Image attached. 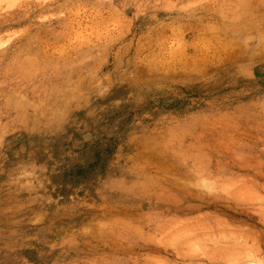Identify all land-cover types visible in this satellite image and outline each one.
<instances>
[{"label": "rangeland", "instance_id": "rangeland-1", "mask_svg": "<svg viewBox=\"0 0 264 264\" xmlns=\"http://www.w3.org/2000/svg\"><path fill=\"white\" fill-rule=\"evenodd\" d=\"M0 1V264H264V0Z\"/></svg>", "mask_w": 264, "mask_h": 264}, {"label": "bare ground", "instance_id": "bare-ground-1", "mask_svg": "<svg viewBox=\"0 0 264 264\" xmlns=\"http://www.w3.org/2000/svg\"><path fill=\"white\" fill-rule=\"evenodd\" d=\"M14 1H15V0H14ZM0 2H1V1H0ZM5 3H7V0H6ZM13 4H14V3H13ZM7 5H8V4H7ZM8 6H9V5H8ZM12 6H13V5H12ZM15 120H16V119H15ZM1 131H2V130H1ZM259 195H260V194H259ZM263 195H264V194H263ZM262 198H263V197H262ZM259 199H260V198H259ZM261 200H262V199H261ZM253 205H254V204H253ZM259 205H260V204H259ZM262 206H263V205L261 204L260 207H262ZM263 207H264V206H263ZM263 207H262V208H263ZM256 209H257V208H256ZM257 210H258V209H257ZM259 213H260V210H259ZM259 213H258V214H259ZM261 213H262V215L264 216V208H263V210H261ZM263 216H262V217H263ZM259 217H260V216H259ZM262 226H263V225H262ZM253 243H254V242H253ZM256 246H257V245H256ZM258 249H259V248H258Z\"/></svg>", "mask_w": 264, "mask_h": 264}]
</instances>
